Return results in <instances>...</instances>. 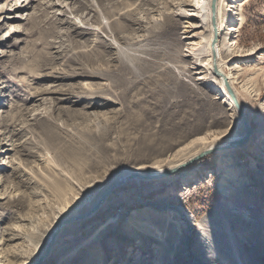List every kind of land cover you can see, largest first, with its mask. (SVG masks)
I'll return each mask as SVG.
<instances>
[{"label":"rangeland","instance_id":"rangeland-1","mask_svg":"<svg viewBox=\"0 0 264 264\" xmlns=\"http://www.w3.org/2000/svg\"><path fill=\"white\" fill-rule=\"evenodd\" d=\"M192 1L0 0V264H33L58 217L84 214L122 171L156 169L228 129L222 100L177 58ZM234 1H221L224 21ZM240 11L237 46L258 51L225 71L250 144L226 153L234 162L222 170L208 152L181 173L113 189L90 219L60 230L42 264H264V160L252 157L264 158V0ZM113 18L127 26L122 46ZM108 47L145 61L116 97L119 75L97 64Z\"/></svg>","mask_w":264,"mask_h":264},{"label":"bare ground","instance_id":"bare-ground-1","mask_svg":"<svg viewBox=\"0 0 264 264\" xmlns=\"http://www.w3.org/2000/svg\"><path fill=\"white\" fill-rule=\"evenodd\" d=\"M221 1L222 0H201V1L194 0V2L192 1V3L189 2L186 3L184 7L188 8V10L186 12L185 11L183 12L182 18H185L187 20L188 25L181 34V38H180L181 45H180V50H178L177 53V58L178 60L187 58L188 62L184 60L182 62L183 63L186 62L187 65L186 72L190 74L191 77L192 76L195 77L194 79V82H196L195 84L197 86L198 85L206 86L208 88L206 91L208 94H216L217 95L216 99L222 100L221 101L222 105H224L229 112L230 121H229L228 129L220 134L205 135L204 137L189 143L187 146L181 148L178 152H176L172 158L170 157L169 160L166 161L162 166L156 169H151L146 171L138 168H131L122 171L118 175V177L108 186L107 190L104 191L91 204L89 209L84 214L81 215L66 214V215H60L58 217L53 227L45 235L39 255L36 257L33 264H42L48 258V256L52 251V246L60 230L64 226L71 224L73 222L76 223L77 221H85L87 219H90L94 215V213H96L101 208L106 198H108L109 196V195L107 196V193H109L111 189L113 190L119 187L120 185L132 180H135L136 182L154 181L157 180V177L160 176L161 174L171 171H177L175 172L177 174L180 171V170L178 171L179 167L188 164L190 162H192L191 165H193L194 162H196L195 161L196 158L200 157L201 155L202 156L206 155L208 152L220 153L221 156H223L222 161L219 165V170H222L223 165L221 164L228 163L229 161L234 162L233 159L231 160L230 157L226 156V153L228 154L229 151L230 152L233 151V149L234 148L236 149V147L238 146H242V145L246 146L250 144L251 135L253 134L252 132H250L252 131L251 129L252 126L247 116L245 115V112L238 99V95L232 85L233 84L232 75L227 73L225 71V68L228 61H231L233 59L249 58L258 51L257 47L249 48L247 50L239 48L237 46V41L235 40L236 39L235 33L237 32L239 28V24L241 22L240 10L244 6L248 5L252 0H235L233 2L232 7H230L231 11H228V14L230 12V16H228V18L226 17L225 21L220 14ZM16 18L17 17H14L12 18V20ZM114 19L115 18H113L111 22H107V25L113 37L116 38L120 42L119 45L122 46L125 44V40L118 38V35L120 33L127 32L128 31L127 26L125 27L124 25H121L122 23H119V21H114ZM224 22H227V24L224 25ZM1 24L2 23H0V25ZM105 29H106L105 26L102 25L101 30L104 31ZM100 46L104 48L103 43H101ZM111 48L116 50V48L114 47L106 48L105 50L108 51V53L106 52L107 53L106 56L103 53L104 51H102V53L106 58L107 56L109 58L106 60L100 59V58H104V56L101 55V57L99 58L100 59L99 63L97 64L99 68L110 70V73L117 72V74L119 75L118 80H116V83L114 82L115 85H111V90H110V95L116 97V95L112 92L113 89L112 87L115 88L124 87L122 92H124L126 89L127 92L132 90L138 78H140V76L138 77V75L135 72H133V70L139 69L138 70L139 72L142 71L141 73H145L144 70H142L143 68H141V62H145V61L137 58L135 55L133 57V55H131L132 53L130 54L129 50L127 49L120 48L119 51L117 49L118 53L113 54L112 51L109 52L108 50ZM140 53H143L145 55L151 54V57L153 58L160 56L158 55L159 51L156 52L155 50L149 51L148 49L146 50L144 49ZM112 55H115L113 57L114 58L113 60L116 63V65H110L113 61L112 60L110 63ZM225 56L228 59L229 58L230 59L225 60L226 59L224 58ZM101 71L104 72L105 70H101ZM101 71L99 70L98 73L101 74ZM125 74L131 75L129 79L127 78L128 81L124 78ZM210 82L215 83L220 89L217 88L216 86L210 85ZM231 94L233 98H235L236 104L235 102H233L231 98ZM247 127L249 129H247ZM259 139L262 140L263 138H259ZM178 153L181 154L176 155ZM261 155L262 154L259 153L258 151H253L252 153L253 159H258L260 161H263L264 158H262ZM236 157L237 156H235V158ZM248 171L257 172V169H255V166H253V163L248 165ZM95 207L97 208V210L93 212ZM132 263H133V259L131 260V262H129V264ZM207 264H212V263H207Z\"/></svg>","mask_w":264,"mask_h":264},{"label":"water","instance_id":"water-1","mask_svg":"<svg viewBox=\"0 0 264 264\" xmlns=\"http://www.w3.org/2000/svg\"><path fill=\"white\" fill-rule=\"evenodd\" d=\"M231 98H232L233 102H235V104H236V100H235V98H233L232 94H231ZM203 156H204V155H203ZM203 156L201 155L200 157L196 158L195 161L199 160V159H200L201 157H203ZM193 162H194V161H193ZM191 163H192V162H190V163H188V164H185V165L179 167V168H178V171L181 170L182 168L188 166V165L191 164ZM175 172H177V171H171V172L163 173V174H161L160 176H158L157 178L168 177V176H171V175L175 174ZM113 191H114V190L111 189V191H110L109 193H107V196L110 195V194H112ZM96 210H97V208L95 207L94 210H93V212H95Z\"/></svg>","mask_w":264,"mask_h":264},{"label":"trees","instance_id":"trees-1","mask_svg":"<svg viewBox=\"0 0 264 264\" xmlns=\"http://www.w3.org/2000/svg\"><path fill=\"white\" fill-rule=\"evenodd\" d=\"M250 2H251V1H250ZM237 43L240 45L241 42H240L239 40H237Z\"/></svg>","mask_w":264,"mask_h":264}]
</instances>
